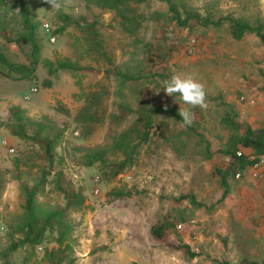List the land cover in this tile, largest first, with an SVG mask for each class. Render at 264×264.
I'll use <instances>...</instances> for the list:
<instances>
[{"label": "rangeland", "instance_id": "rangeland-1", "mask_svg": "<svg viewBox=\"0 0 264 264\" xmlns=\"http://www.w3.org/2000/svg\"><path fill=\"white\" fill-rule=\"evenodd\" d=\"M183 1L215 20L230 14L253 25L264 24V0ZM62 2L57 11L44 0H0V49L9 61L30 65L33 58L30 45L19 46L1 34L5 28L10 35L22 32V4L38 22L40 47L34 78L14 80L0 74V145L6 140L15 148L13 153L0 152V251L7 244L6 221L22 212V185L42 182L38 201L63 207L66 200L52 183L54 173L63 170L65 182L81 185L86 196L87 207L71 213L76 264L264 262V167L257 176L250 166L240 177H230L225 198L217 173L230 164L220 152L229 136L220 125L224 111L233 108L236 119L254 129L264 125V45L259 37L248 34L235 40L225 20L220 26H201L193 20L187 27L177 26L167 19L168 4L161 0L131 2L126 14L132 20L85 0ZM91 24L100 48L87 29ZM58 61H69L76 69L51 75L49 66ZM117 69L135 79L123 82L114 74ZM177 73H191L207 94V110L190 109L192 126L185 127L175 114L161 110L153 115L149 140L138 147L134 164L124 172L112 176L108 166L79 163L77 147L109 145L114 132L138 119L130 112L119 120L124 107L140 111L167 105L178 113L180 107H188L162 89ZM33 87L38 92L30 94ZM157 92L167 100L161 101ZM90 93L98 106L91 109L95 118L86 121L79 112ZM242 96L255 97V104ZM13 107L23 117L28 138L13 133L18 123ZM38 132L40 137L57 136L53 168L44 148L32 139ZM114 189L131 194L113 200ZM192 193L204 206L180 199ZM164 221L172 226L160 241L151 229ZM185 244L195 257L186 252Z\"/></svg>", "mask_w": 264, "mask_h": 264}, {"label": "trees", "instance_id": "trees-1", "mask_svg": "<svg viewBox=\"0 0 264 264\" xmlns=\"http://www.w3.org/2000/svg\"><path fill=\"white\" fill-rule=\"evenodd\" d=\"M85 1L116 10L123 19L127 20L129 18V20H132L126 14L127 9L130 8L129 4L131 2L142 3L146 0ZM161 1L168 4L170 15L167 19L174 21L177 26L187 27L192 20L201 26H220L225 20L229 23V33L233 39L241 40L248 34H255L264 45V24L262 22L253 25L242 17H234L230 14L215 20L209 14L204 15L199 10L188 7L183 0L178 2L176 0ZM19 15L22 32L10 35L5 28L1 34L4 39L15 42L19 46L30 45L33 58L30 65L11 62L0 49V74L14 80L35 77V68L38 63L36 53L40 49L37 40L39 25L34 19L31 9L27 5L22 4ZM65 18L70 19L69 16ZM87 26L96 47L100 48L101 43L97 29L92 24ZM62 30L63 27L58 31L62 32ZM60 69L72 70L76 69V66L69 61H58L49 66V73L56 75ZM114 74L119 76L123 82L135 79V77L124 73L120 69H117ZM46 84L51 85V82L46 81ZM94 100V93L86 96L85 105L79 112L81 119L92 121L95 118V112H92L91 109L98 105L93 102ZM124 108L119 120H124L130 112H136L138 119L129 128L114 132L110 136L111 142L109 145L94 148L77 147L75 151L81 153V161L79 163L82 166H92L94 164L108 166L112 171V176L124 172L129 166L134 164L138 147L149 140L151 128L153 127V115L165 110L164 105H149L148 108L150 109L147 110L141 107L140 111L138 109L134 111L130 107ZM167 111L182 119L175 107H167ZM11 113L18 121L13 133L21 138H28L19 109L13 107ZM236 117L235 110L229 107L220 118L221 127L229 133L228 139L220 152L230 159V164L227 168L217 170L221 178V184L224 187L222 198L227 197L230 192L229 178L234 177L238 172H243L252 166L255 160L264 155V127L254 129L250 125H243ZM39 135V132L36 133L32 139L36 140L44 148L43 155L48 159L50 167L53 168L57 136L51 139L50 137H40ZM239 150L242 151L241 155H238ZM207 155H212V152H208ZM52 183L66 200L63 207H54L38 201L42 182H37L32 187L22 185L25 201L22 205V212L10 217L5 223L7 244L0 251L1 264H34L38 261L49 264H76V257L73 255L72 236L74 226L71 213L84 210L87 207L86 196L81 185L76 187L69 181L65 182L63 170H58L54 173ZM130 194V192H124L119 189H114L113 193H111L113 200L122 199ZM180 199H189L194 206H204V203L198 201L193 193L182 195ZM171 226L172 223L168 221L155 224L151 229L152 236L157 240H164ZM183 248L191 257L196 256L190 252L188 245H183ZM39 249L42 251H39ZM17 254H21V257L15 260L14 257ZM221 264L231 263L224 260ZM248 264H264V262H250Z\"/></svg>", "mask_w": 264, "mask_h": 264}, {"label": "clouds", "instance_id": "clouds-1", "mask_svg": "<svg viewBox=\"0 0 264 264\" xmlns=\"http://www.w3.org/2000/svg\"><path fill=\"white\" fill-rule=\"evenodd\" d=\"M51 6V9L59 11L63 7L62 0H44ZM165 94L175 97L176 102L187 105L186 108H179V116L185 127H190L194 123V115L190 109L199 108L207 110V94L204 85L199 82L191 73L173 74L170 79L163 82ZM158 93V92H157ZM167 105H164L167 110Z\"/></svg>", "mask_w": 264, "mask_h": 264}, {"label": "built area", "instance_id": "built-area-1", "mask_svg": "<svg viewBox=\"0 0 264 264\" xmlns=\"http://www.w3.org/2000/svg\"><path fill=\"white\" fill-rule=\"evenodd\" d=\"M44 26L46 27V28H49V24L48 23H46V24H44ZM36 92H38V88L37 87H33L32 89H31V92H30V94H34V93H36ZM157 95H158V97L160 98V100L161 101H166L167 100V97L165 96V95H161V94H158L157 93ZM25 98L26 99H29L30 98V95H26L25 96ZM243 100H246L247 102H249V104H255V102H256V99L255 98H250V97H246V96H242L241 97ZM78 133V132H77ZM4 149H6L8 152H10V153H13L14 151H15V148L14 147H12V146H10L9 145V143H8V141H3L2 143H1V145H0V152H2ZM242 154V151H238V155H241ZM264 167V155L263 156H261V157H259L257 160H255V162L253 163V165H252V171H253V175L254 176H257L258 175V173L261 171V168H263ZM236 176L237 177H240L241 176V173L239 172V173H237L236 174ZM99 179V177H97L96 178V180H98ZM98 191V190H97Z\"/></svg>", "mask_w": 264, "mask_h": 264}, {"label": "crops", "instance_id": "crops-1", "mask_svg": "<svg viewBox=\"0 0 264 264\" xmlns=\"http://www.w3.org/2000/svg\"><path fill=\"white\" fill-rule=\"evenodd\" d=\"M246 97L255 98V97H253V96H246ZM261 127H264V125H261Z\"/></svg>", "mask_w": 264, "mask_h": 264}]
</instances>
